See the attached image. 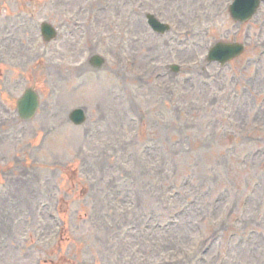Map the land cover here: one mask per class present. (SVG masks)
I'll return each mask as SVG.
<instances>
[{
  "label": "rangeland",
  "instance_id": "374dc122",
  "mask_svg": "<svg viewBox=\"0 0 264 264\" xmlns=\"http://www.w3.org/2000/svg\"><path fill=\"white\" fill-rule=\"evenodd\" d=\"M229 1L0 0V264H264V2L240 25ZM74 19L43 41L42 22ZM222 40L246 51L206 64ZM32 85L41 109L21 121Z\"/></svg>",
  "mask_w": 264,
  "mask_h": 264
},
{
  "label": "water",
  "instance_id": "95a60500",
  "mask_svg": "<svg viewBox=\"0 0 264 264\" xmlns=\"http://www.w3.org/2000/svg\"><path fill=\"white\" fill-rule=\"evenodd\" d=\"M253 1L255 2L256 0H253ZM254 7H255V4L252 6V9H253ZM237 15L240 16L239 14H237ZM246 16L249 18V16H250L249 13H247V14H245V15H242V18H243V19H242V18H239V19L246 20V19H247ZM236 18H238V17H236Z\"/></svg>",
  "mask_w": 264,
  "mask_h": 264
},
{
  "label": "bare ground",
  "instance_id": "6f19581e",
  "mask_svg": "<svg viewBox=\"0 0 264 264\" xmlns=\"http://www.w3.org/2000/svg\"><path fill=\"white\" fill-rule=\"evenodd\" d=\"M99 91H100L99 88L96 87L95 88V95H96V97L100 95V92ZM97 92H99V93H97Z\"/></svg>",
  "mask_w": 264,
  "mask_h": 264
}]
</instances>
